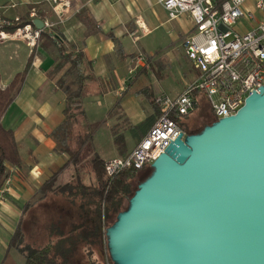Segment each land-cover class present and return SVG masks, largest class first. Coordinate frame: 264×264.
<instances>
[{"label":"crops","instance_id":"1","mask_svg":"<svg viewBox=\"0 0 264 264\" xmlns=\"http://www.w3.org/2000/svg\"><path fill=\"white\" fill-rule=\"evenodd\" d=\"M33 10L44 15V18L38 15L34 19L52 24L44 31L60 34L67 52L79 55L83 60L85 82L80 98L73 103L80 114L71 136L72 145L75 146L79 136H89L87 147L92 144L94 155H100L105 161L127 155L161 115L155 99L163 92L161 81L170 72L171 65L161 59L160 38L145 43L143 39L158 27L151 14L158 18L157 10L164 11L165 15L167 10L157 0H75L69 18L61 22L45 0H0V21L31 16ZM8 34V38L0 39L3 88L27 68L34 51L22 86L1 119L3 127L15 134L21 164H8L9 176L0 188V264H24L23 253L10 244L22 220L27 240L37 242L40 236L38 221L42 216L39 217L38 213L43 200L26 213L24 207L38 199L44 182L69 159V154L60 147L64 134L57 132V128L66 120L67 105V93L60 82L64 79L69 83L73 77L68 72L70 64L62 61L59 43L52 37L42 36L37 46L31 47L26 39ZM145 48L151 54L146 55ZM140 53L146 57L145 61L138 60ZM184 54L187 57L185 44ZM70 85L71 90H79V83ZM202 102L208 103L204 97ZM80 163L81 160L76 166L63 169L56 184L59 185L61 177L68 181L60 185L72 181ZM79 177L83 181L88 177L89 183L95 182L91 170L88 175L81 173ZM2 189L4 194H1ZM50 198L52 201H45L59 202L58 197ZM50 216V230L47 223L44 224L42 235L54 233L57 225L53 221L65 218L61 225L68 228L74 219L81 221L91 236L78 250L86 252L84 257L85 254L90 257L88 253L98 249V242L92 241V233L100 225L96 213H85L81 215L85 216L83 219L79 215L74 218L75 213H53ZM27 220L28 225L25 224ZM106 227L107 224L102 222L101 239L105 237Z\"/></svg>","mask_w":264,"mask_h":264},{"label":"water","instance_id":"2","mask_svg":"<svg viewBox=\"0 0 264 264\" xmlns=\"http://www.w3.org/2000/svg\"><path fill=\"white\" fill-rule=\"evenodd\" d=\"M151 167L107 228L114 264H264V85Z\"/></svg>","mask_w":264,"mask_h":264},{"label":"built area","instance_id":"3","mask_svg":"<svg viewBox=\"0 0 264 264\" xmlns=\"http://www.w3.org/2000/svg\"><path fill=\"white\" fill-rule=\"evenodd\" d=\"M45 1L61 22L69 18L75 7V0ZM157 1L167 10L170 19L188 15L192 20L194 27L185 42V52L197 75L177 97L172 98L164 92L156 97L161 115L127 155L106 161L105 169L110 177L129 168L151 166L169 144L185 132L171 118V113L189 115L198 109L204 97L218 120L237 113L246 98L264 85V18L258 20L255 16L257 9L264 10V0ZM31 17H36L35 10ZM243 19L252 23L251 29L240 31ZM4 22L6 20L0 21V26ZM51 26L45 21L44 28ZM44 28L27 23L13 35L26 39L28 45L35 47ZM8 37V33L0 31V39ZM138 60H146L143 53ZM4 192L2 189L1 194ZM107 228L104 229L106 238ZM105 264L114 263L108 257Z\"/></svg>","mask_w":264,"mask_h":264},{"label":"trees","instance_id":"4","mask_svg":"<svg viewBox=\"0 0 264 264\" xmlns=\"http://www.w3.org/2000/svg\"><path fill=\"white\" fill-rule=\"evenodd\" d=\"M38 15L41 18H44L42 12L36 13V16ZM33 20L34 19L30 14L26 15L24 18L6 20V22L0 26V31L13 34L19 28L24 27L27 23H32L33 27H36ZM42 36H48L49 38L52 37L56 43H59L58 50L62 56V61L63 63L70 64L68 72L72 73L70 77H73V80L69 83L64 79L60 82V84H63V88L67 93V105L65 108L66 120L57 128V132L62 131L64 134L60 147L69 154V159L58 172L44 182L40 189V196L38 199L27 203L24 207V212L26 213L34 207L36 208L35 205L42 200L43 204H39V206L41 205V211L38 213L39 217L40 215L42 217L43 215H46L43 212L49 213L46 215L48 217H51L50 215L53 213H75L76 216L74 218L79 215V218L83 219L85 216L81 215L94 212L98 215L100 225H98L97 230L95 229L92 233V241L94 240L95 242H98L99 245L102 243V222L106 223L107 227H109L116 221L118 214L129 207L130 198L134 195L138 185L151 175L153 168L151 167L152 170L149 173H146L148 175L137 184L136 188H133L132 181L144 168H129L110 177L106 173V161L100 157V155L95 154L90 162L91 172L95 178L94 183L85 184L79 177L81 172L78 168L72 181L63 185L56 184L57 178L62 170L69 165L76 166L80 160H82V157L88 148L87 143L89 141V136H79V139L76 140L75 146L72 145L71 139L77 117L80 114V111H78L79 108L73 106V103H75L81 96V88L84 85L85 78L82 69V57L75 55L72 52H67L60 34L54 33L50 30H43L40 38ZM33 57L34 51L30 56L27 68L23 72L17 73L14 79L5 88L1 86L0 72V188L3 187L9 176L8 164L15 166L21 164V155L15 134L13 130L3 127L1 119L20 90ZM73 83L80 84L79 90H71L70 84ZM170 116L181 125L180 119L182 116L178 115L176 112L171 113ZM206 125L209 124L203 123L202 128L199 130H189L184 126H181L187 133H197L201 132ZM94 131L95 129L92 133ZM50 196L58 197L59 202H46L45 200H51ZM63 219L61 218L53 221L57 225L54 233H51V235L41 234L42 238L36 237L38 238L37 242H31L26 239L23 227L24 222L23 220L21 221L10 245L12 248L23 253L25 257L24 264H73V261L77 257L78 248L85 245V241L89 238L82 237L87 235V230L82 226L81 221L72 219L70 222L72 224L66 228L61 225ZM88 254L91 256L92 251Z\"/></svg>","mask_w":264,"mask_h":264},{"label":"rangeland","instance_id":"5","mask_svg":"<svg viewBox=\"0 0 264 264\" xmlns=\"http://www.w3.org/2000/svg\"><path fill=\"white\" fill-rule=\"evenodd\" d=\"M157 11L160 16H158L157 18L155 16H152L151 14V17L153 18L156 25H158V27L154 30L152 35L143 39V43H145L146 40L149 41L160 38L162 43L161 45L166 46L165 48H163L162 46L159 47V51H161L160 56L162 57L161 59H165L167 62H170L171 67L170 72L161 81V89H163V92L168 94L170 97L175 98L183 91L185 83L192 80L197 75V71L192 68L190 60L184 54V44L191 31L193 30L192 27H194V24L190 18L183 15L174 19L167 20L168 14L165 15L164 11L162 10ZM255 16L258 20L263 19L264 10L257 9L255 11ZM243 20L244 26L239 27L240 31L251 29L252 23L245 19ZM161 21H164L165 23L161 24ZM144 53L146 55L151 54L148 48L144 49ZM216 120L217 119L214 117L210 105L207 102H202V104L200 103L198 109L190 113L188 116H182L180 119V123L182 126L188 128L189 130H199L202 128L204 122H214ZM92 147H94L92 144L88 146L82 157L81 163L77 166L80 168V172L83 174L86 173L88 175V172L91 170L90 162L95 152V149L93 150ZM151 170V166L145 167L141 171V173L138 174V176L132 181V187L136 188L137 184L148 175L146 173H149ZM64 181L68 180H66L64 177H61L58 184L60 185ZM83 182L86 184L89 183L88 177L85 178V181ZM43 213L46 215L49 214L45 212ZM46 215H43L42 220L40 219L38 221V223L40 224L39 238H42L41 230L43 229L44 224L47 223L46 227L50 230L52 216L48 217ZM28 223L29 222L27 220L25 224L28 225ZM89 231L90 230L87 231L86 236L84 235L82 237L90 239L91 236L89 234ZM97 246L98 249H94L90 257L87 254H85L84 257V253L86 252L78 250L77 257L73 261V264H105L106 259L108 257L110 258L108 250V239L104 237V239H102V243Z\"/></svg>","mask_w":264,"mask_h":264}]
</instances>
